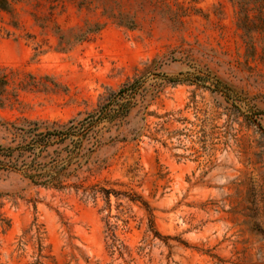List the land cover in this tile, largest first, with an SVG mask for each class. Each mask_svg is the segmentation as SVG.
<instances>
[{
    "label": "rangeland",
    "instance_id": "rangeland-1",
    "mask_svg": "<svg viewBox=\"0 0 264 264\" xmlns=\"http://www.w3.org/2000/svg\"><path fill=\"white\" fill-rule=\"evenodd\" d=\"M0 76L3 146L138 79L62 188L2 162L0 264H264V0H11Z\"/></svg>",
    "mask_w": 264,
    "mask_h": 264
},
{
    "label": "trees",
    "instance_id": "trees-1",
    "mask_svg": "<svg viewBox=\"0 0 264 264\" xmlns=\"http://www.w3.org/2000/svg\"><path fill=\"white\" fill-rule=\"evenodd\" d=\"M0 10L10 11L11 0H0ZM100 26L99 23L89 26L79 32L76 39H83L87 33ZM137 85L138 79H133L115 90L109 89L101 96L95 110L83 117L69 118L63 123L25 117L18 119L19 125L12 122L14 140L17 142L15 145H0V156L3 159L0 160V166L6 160L10 163L8 168L22 170L32 184L62 188L64 179L78 171L80 159L84 156L81 139L96 132L102 119H112L116 114L124 116L128 112L129 103L125 98L134 94ZM5 86L6 79L0 76V107L4 104L1 96Z\"/></svg>",
    "mask_w": 264,
    "mask_h": 264
}]
</instances>
